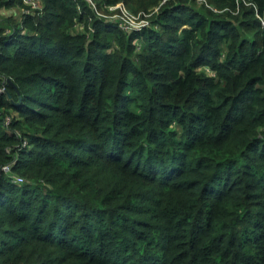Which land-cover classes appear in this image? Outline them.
Segmentation results:
<instances>
[{"label":"trees","instance_id":"16d2710c","mask_svg":"<svg viewBox=\"0 0 264 264\" xmlns=\"http://www.w3.org/2000/svg\"><path fill=\"white\" fill-rule=\"evenodd\" d=\"M32 3L0 0V264H264V0Z\"/></svg>","mask_w":264,"mask_h":264},{"label":"rangeland","instance_id":"374dc122","mask_svg":"<svg viewBox=\"0 0 264 264\" xmlns=\"http://www.w3.org/2000/svg\"><path fill=\"white\" fill-rule=\"evenodd\" d=\"M26 4L31 3L33 6H35L32 3V0H25ZM120 9V13H113L114 15L111 14L112 17L118 19L120 22L124 23L127 27H131L132 29H138L139 27L146 26L148 23L145 20V18L140 17L141 15L144 14H131L128 13L127 9H125L122 6H117ZM116 7L111 8L112 10L115 9ZM117 13V14H116Z\"/></svg>","mask_w":264,"mask_h":264},{"label":"built area","instance_id":"2783aa9c","mask_svg":"<svg viewBox=\"0 0 264 264\" xmlns=\"http://www.w3.org/2000/svg\"><path fill=\"white\" fill-rule=\"evenodd\" d=\"M5 170H6V169H5ZM15 182H16L17 184H20V183L23 182V180H22L20 177H17V178L15 179Z\"/></svg>","mask_w":264,"mask_h":264},{"label":"water","instance_id":"95a60500","mask_svg":"<svg viewBox=\"0 0 264 264\" xmlns=\"http://www.w3.org/2000/svg\"><path fill=\"white\" fill-rule=\"evenodd\" d=\"M10 83V81H8Z\"/></svg>","mask_w":264,"mask_h":264}]
</instances>
